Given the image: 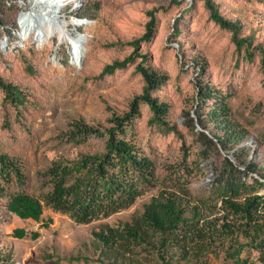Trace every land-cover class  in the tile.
I'll list each match as a JSON object with an SVG mask.
<instances>
[{
    "label": "rangeland",
    "instance_id": "1",
    "mask_svg": "<svg viewBox=\"0 0 264 264\" xmlns=\"http://www.w3.org/2000/svg\"><path fill=\"white\" fill-rule=\"evenodd\" d=\"M215 1L226 18L243 23L238 37L252 36L250 46L240 47L233 32L211 19L205 0H33L35 15L23 26L18 10L22 0H0V76L15 81L28 96L18 114L0 90V154L20 159L26 175L23 187L16 181L9 186L0 176V183L10 192L25 191L44 202L50 191L44 173L54 159L74 158L81 149L100 147L101 139L76 147L66 142L64 134L79 118L101 126L113 113L130 111L132 101L144 92L145 81L137 70L140 64L164 76L156 95L169 104L167 120L176 127L170 132L161 128L152 121L149 106L141 104V116L128 136L153 160L159 182L128 210L89 224L48 206L41 222L5 212L0 246L12 251L15 264H105L93 231L106 224L117 227L130 222L160 187L171 184L175 170L185 177L190 170V201L193 205L207 202V215L221 207L212 195L225 177L226 160L230 158L236 166L239 161L255 163L258 173L247 177L249 183L252 177L264 175V72L255 53L258 45H264V0ZM42 5L48 9L47 16H42L47 25L35 21L41 9L37 6ZM77 12L87 15L86 20L78 18ZM152 19V37L141 41L136 51L133 42L144 37ZM71 23L79 26L74 35L63 28ZM129 57L133 60L127 67L104 74L109 65ZM75 75L79 78L65 81L66 76ZM201 86L216 92L204 102V113L216 108L219 99H226L230 106V120L244 134L239 149H248L239 160L213 138L214 124L195 131L188 127V113L195 116ZM200 132L205 137L200 138ZM50 219V226L45 227ZM17 229L25 231L24 237L16 235ZM173 247L169 246L166 256V261L171 257V264H223L224 256L217 251H207L201 259L187 251L186 260V253ZM134 260V264H166L159 253L143 246L136 249Z\"/></svg>",
    "mask_w": 264,
    "mask_h": 264
},
{
    "label": "trees",
    "instance_id": "2",
    "mask_svg": "<svg viewBox=\"0 0 264 264\" xmlns=\"http://www.w3.org/2000/svg\"><path fill=\"white\" fill-rule=\"evenodd\" d=\"M205 4L211 19L233 32L234 40L240 47L252 44V36L239 39L243 24L240 20L226 18L215 0H205ZM77 15L80 19L87 18V15L82 16L78 12ZM154 25L152 19L144 37L133 42L136 51L141 41L151 39ZM255 51L264 72V45H258ZM249 55L253 57L254 53ZM132 60L129 57L116 61L106 68L104 74H114L116 70L127 67ZM29 69L33 71L31 66ZM137 70L145 81V87L143 94L132 101L130 111L113 113L108 123L101 126L91 125L83 118L70 124L64 134L66 142L76 147L89 145L94 139H101L102 143L100 147L79 150L74 158L60 156L51 162L44 173L50 185L44 202L25 191L10 192L7 186L0 183V200H3L0 201V223L6 218L5 212L23 220L41 222L48 206L70 215L81 224H89L130 209L149 189L156 188L159 181L155 163L129 138L128 131L136 118L141 116L142 103L153 112L152 121L155 124L168 132L175 131L176 127L167 120L169 104L156 95L164 76L143 64ZM0 90L5 93L6 102L20 114L28 99L24 89L15 81L0 76ZM215 96L213 88L199 87V102L195 116L190 117L188 113V127L195 131L198 127L206 129L208 123L214 124L216 131L212 133L213 138L224 151L233 152L239 160L248 149H239L244 134L230 120L231 110L226 99H219L216 108L203 111L204 102ZM199 137H205V134L200 132ZM204 155L208 158V152L205 151ZM225 165V177L217 182L212 195L213 200L218 198L221 201L219 210L207 215V202L201 200L193 205L189 190L190 170L185 171L186 177L175 170L171 184L160 187L158 194L130 222L117 227L106 224L93 231L94 239L101 245L103 260H100L105 264H134L136 249L143 246L150 252L156 251L166 261V256L170 255L169 246L173 245L186 253V260L190 255L187 251L198 254L201 259L202 254L212 250L224 256L223 264H264V194H260L264 189V175L252 177L253 183H249L247 177L258 173L255 163L239 161V166H236L229 158ZM0 176L9 186L16 181L17 186L23 187L26 182L23 163L8 154H0ZM182 177L184 182L181 183ZM174 178L176 188L172 187ZM217 212L223 214L210 218ZM51 222L52 219L44 226L49 227ZM15 233L18 237L25 235L22 229H17ZM34 235L38 236V233ZM0 264H15L12 251L3 246H0ZM166 264H171V257Z\"/></svg>",
    "mask_w": 264,
    "mask_h": 264
},
{
    "label": "bare ground",
    "instance_id": "3",
    "mask_svg": "<svg viewBox=\"0 0 264 264\" xmlns=\"http://www.w3.org/2000/svg\"><path fill=\"white\" fill-rule=\"evenodd\" d=\"M42 2H44L45 0H41ZM55 1V0H54ZM54 5H55V3H53ZM34 3H33V0H22V3H21V5L19 6L18 5V10L23 14H21L22 15V17H20V20H22L23 22H22V26L23 25H25L26 24V22L28 21V18H29V16L31 17V16H34L35 15V13L34 12H36L35 10H34ZM37 7H40L41 9L38 11L39 13L38 14H36V16H37V19L35 20L37 23H39L40 25H47V22L46 21H44L43 19H42V16H47L46 14H45V12H48L47 10L48 9H46V6H37ZM51 8V7H50ZM63 23V22H62ZM63 28L66 30V33L67 34H70V35H74V31H75V29H78L79 28V26H77V25H75V24H73V23H71V24H64L63 25ZM64 30V31H65ZM84 30H86V28H84ZM22 36H21V34H20V36H18V38H21ZM64 43H69V42H67V40H64ZM89 48V47H88ZM88 51V50H87ZM88 53V52H87ZM59 74H64V76H65V73H62V72H59ZM82 75V74H81ZM69 76V75H68ZM68 76H66V79H65V81H70V80H73V79H76V78H79L77 75H75L74 77H68ZM84 77H86V75H85V72H84ZM60 84V83H59ZM57 85V84H56Z\"/></svg>",
    "mask_w": 264,
    "mask_h": 264
}]
</instances>
